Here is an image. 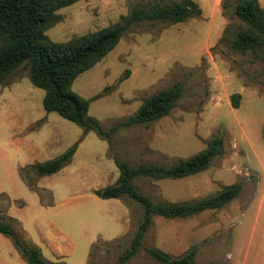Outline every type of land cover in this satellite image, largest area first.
<instances>
[{
	"label": "rangeland",
	"instance_id": "1",
	"mask_svg": "<svg viewBox=\"0 0 264 264\" xmlns=\"http://www.w3.org/2000/svg\"><path fill=\"white\" fill-rule=\"evenodd\" d=\"M179 1L79 0L57 11L61 20L47 35L68 42L124 22L134 8ZM193 1L202 11L199 16L131 26L73 84L76 93L91 100L89 116L110 132L147 98L181 83V98L156 121L119 127L105 140L48 113L45 91L31 83L24 65L0 86V222L10 224L25 246L41 249L45 259L116 264L130 249L144 208L127 196L106 200L95 195L118 180L114 159L169 167L217 137L224 141L223 154L207 170L134 183L157 204L197 201L233 184L242 186L240 195L220 209L188 218L155 216L142 247L125 264H160L147 248L181 258L195 247L196 264H255L264 258V47L234 50V36L247 25L233 15V5L225 10L224 0ZM258 1L264 11V0ZM234 94H240L238 108ZM75 144L74 158L59 172L40 177L31 167ZM19 164L32 165L19 174ZM0 264H27L2 234Z\"/></svg>",
	"mask_w": 264,
	"mask_h": 264
},
{
	"label": "trees",
	"instance_id": "2",
	"mask_svg": "<svg viewBox=\"0 0 264 264\" xmlns=\"http://www.w3.org/2000/svg\"><path fill=\"white\" fill-rule=\"evenodd\" d=\"M77 1L0 0V86L14 70L24 65L29 69L28 78L31 83L45 91L43 106L48 113H57L85 133L95 132L105 140H109L110 133L119 127L150 123L169 114L182 96L181 83L147 98L136 114L107 132L96 119L89 116L91 100L76 93L73 84L78 76L104 59L131 26L142 22H184L201 14L198 4L193 0H181L174 4L157 2L149 8H134L124 22L97 32L68 42L51 40L47 31L60 22L61 17L57 11ZM230 4L233 5V15L247 25L246 30L234 36L232 48L244 53L264 47V11L259 1L224 0L223 8L227 10ZM239 98L240 94L233 95L234 108L239 107ZM76 148L75 144L60 156L31 167L40 177L55 174L71 163ZM223 150L224 141L217 137L201 152L169 167L157 164L131 166L127 161L114 159L120 172L118 180L106 188L96 190L95 195L106 200L127 196L144 208L143 220L131 247L120 256L116 264H125L138 253L155 216L167 219L188 218L217 210L237 198L242 191L240 184H233L213 196L197 201L157 204L142 194L134 181L142 178L175 180L196 175L207 170L223 154ZM0 234L12 240L27 264H66L45 259L41 249L36 246H25L13 227L5 221L0 222ZM146 252L160 264H196L195 247L181 258H173L156 248H147Z\"/></svg>",
	"mask_w": 264,
	"mask_h": 264
},
{
	"label": "crops",
	"instance_id": "3",
	"mask_svg": "<svg viewBox=\"0 0 264 264\" xmlns=\"http://www.w3.org/2000/svg\"><path fill=\"white\" fill-rule=\"evenodd\" d=\"M27 128L24 129V131H26ZM10 134L12 135V137H15L16 135H19L20 132H10ZM25 143H27V140H25ZM74 158V157H73ZM42 163V162H41ZM37 164V163H35ZM29 165H32V164H28L25 166V164L21 165L19 164L18 167H19V174H22V171H24L23 169ZM25 183V187H27L28 189L32 190V188L29 186V184L23 179V184ZM19 222V221H18ZM234 257V256H232ZM242 264V263H241ZM246 264V263H245ZM255 264H264V258H262V260L260 261H257Z\"/></svg>",
	"mask_w": 264,
	"mask_h": 264
}]
</instances>
